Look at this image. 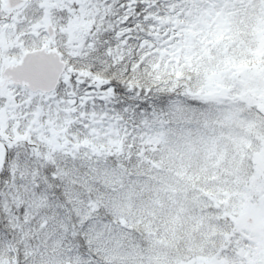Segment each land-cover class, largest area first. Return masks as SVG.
Listing matches in <instances>:
<instances>
[{"label":"clouds","instance_id":"obj_1","mask_svg":"<svg viewBox=\"0 0 264 264\" xmlns=\"http://www.w3.org/2000/svg\"><path fill=\"white\" fill-rule=\"evenodd\" d=\"M81 7L83 12L77 10L57 25L67 29L72 22L76 30L50 32L61 56L58 83L47 89L18 74L25 47L31 45L17 46L18 51L11 53L5 45L0 54L4 78L0 95L7 97L4 110L16 111L14 95L29 98L33 112L47 115L53 126L60 121L63 127L70 114H62L68 107L62 101L70 90H82L77 81L96 84L100 76L126 86L130 80L134 88L150 92H144L142 104L132 98L134 91L115 93L120 107L115 118H108L107 128L79 133L66 152L58 153V161L71 167L70 175L52 182L57 187L25 191L23 182L9 185L4 175L14 212L35 219L5 225L0 251L9 264H89L90 260L193 264L201 257H212L217 264L225 259L233 264L246 261L249 245L242 240L244 225L232 217L238 216L241 194L253 204L264 203V193L254 187L264 183V171H257L258 158L264 155V0H176L175 15L169 12L172 22L159 24L157 33H150L153 39L148 43L157 50L128 75L121 72L125 53L119 33L110 32L112 21L105 19L117 9L87 3ZM105 34L116 44L110 54L101 51ZM141 54L129 52L126 61L137 63ZM13 63L15 73L9 70ZM90 119L97 122L96 117ZM142 133V139L148 134L157 138L156 151L150 155L159 167L139 158L131 168L122 169L121 149L126 148L128 136L135 140ZM96 160L107 164L98 166L105 171L93 174L88 169L97 166ZM73 170L81 178L90 177L91 194L70 182ZM169 188L175 189L169 205L173 211L160 213L153 227L146 228L140 209ZM176 208L184 211L176 213ZM89 212L93 217L131 222L135 246L128 241L108 244L98 254L94 238L85 236L91 221L80 223Z\"/></svg>","mask_w":264,"mask_h":264},{"label":"rangeland","instance_id":"obj_2","mask_svg":"<svg viewBox=\"0 0 264 264\" xmlns=\"http://www.w3.org/2000/svg\"><path fill=\"white\" fill-rule=\"evenodd\" d=\"M108 0H36L32 5L28 6L21 14L14 16L12 18L10 13H3L4 7L1 8L2 21L0 26V44L2 53L4 51L5 45L8 46V52L18 51V47H25V45H31V47H25L24 54L28 51L35 50V48L41 47L47 44L50 49H58L55 46V37H51L48 33V26L53 25L56 31L66 30L72 32L77 29V25L68 22L67 29L58 28L57 25H62L66 21L62 17V12L65 9L70 10H80L84 9L81 7L82 4H97L104 5L106 8V2ZM176 0H162L160 2L161 9H157L158 13L153 17V22L150 24V31H146L143 34V47L152 55L155 52L156 46L154 44H149L152 41L153 35L157 33V26L159 24H169L172 22V15H175V10L172 9L173 3ZM23 8V7H22ZM21 9V8H20ZM172 15H169V12ZM0 15V17H1ZM109 18V16H106ZM163 35V33H159ZM167 38V37H165ZM14 64V63H13ZM2 73V70H0ZM66 79V78H65ZM81 84L82 90H70V93L64 97L62 101L63 105H68V107H63L62 114H70V119L67 121V125L60 127V121H57V126H53V120L49 119L47 115H41L39 113L33 112L32 110V100L29 98L22 99L20 96H15L13 107L16 111L4 110V104L7 97L0 95V169L5 165V159L10 153V150L15 146L18 141L31 138L36 143L40 145L43 151H46L48 155L58 156V153L66 152L67 148L71 147L72 143L75 142V138L79 133L87 132L90 128H97L101 131L107 128V117L101 113L93 104L94 98H96V92L94 90V84L91 82L84 84L83 81H77ZM4 86L3 75L0 74V89ZM45 99H48L45 97ZM92 101V102H91ZM51 107L55 108V104ZM264 108V105H261ZM59 111V110H58ZM90 117H96L97 122H93ZM103 117V119H100ZM44 122H47V127H44ZM82 138V137H81ZM64 145L63 149H58L55 145ZM46 149V150H45ZM98 160H96V164ZM100 164H102L100 162ZM19 171H16V178L14 183L11 185H16L17 181H21L24 184L25 191L33 190V176L26 170L27 168L23 165H19ZM104 171V169H103ZM258 172L264 171V155L258 158ZM81 179V177H79ZM256 180V177H253ZM254 187L258 193H264V183L254 184ZM174 188L162 190L157 197H155V202L151 207L150 214L147 216L151 219L153 223L160 213L166 211H173L169 207L171 204L170 196L171 192H174ZM6 204L8 208L12 209V204L10 203L12 197L11 194H6ZM179 208L174 209L176 213H179ZM236 216V215H234ZM236 221L243 222V236L242 240L244 244L249 245V233H255L256 236H264V203L259 205L251 203V198L246 194H241V202L238 209V216L234 217ZM250 218L253 219L250 222ZM85 221H91L88 232L91 237L94 238L99 251L105 250L108 244H113L120 246L124 241H128L132 244L127 236L129 235L127 229V222L125 220L120 223L115 222H101L94 218L89 212L82 216ZM20 222V221H19ZM28 224V223H24ZM1 232V231H0ZM240 236V233L236 234ZM256 236L251 237L255 239ZM240 243V241H237ZM133 246H135L133 244ZM264 251V250H262ZM263 257L258 255L257 260ZM253 260V257L247 252L246 261H242L241 264H249ZM93 262V263H92ZM209 262H216L212 257H201L199 261H193V264H209ZM224 264H233L232 261L227 259L223 260ZM0 264H9V261L5 258V253L0 251ZM89 264H96L94 261L90 260Z\"/></svg>","mask_w":264,"mask_h":264},{"label":"trees","instance_id":"obj_3","mask_svg":"<svg viewBox=\"0 0 264 264\" xmlns=\"http://www.w3.org/2000/svg\"><path fill=\"white\" fill-rule=\"evenodd\" d=\"M162 0H108L106 4V8L111 5L113 8L117 9V11L112 14L109 18L112 21V28L109 29L113 34L119 33V41L121 50L125 53V56H122L121 59L125 61L124 68L121 69V72L124 75H128V73L135 72L137 67H143L142 61L150 56L149 52L143 47V34L146 31H150V24L153 22V17L158 13V10L161 9L160 2ZM3 7V0H0V11ZM158 9V10H157ZM80 11V10H79ZM76 10L65 9V12H62V17L66 21V17L69 14H73ZM81 12V11H80ZM127 17V20H124L123 17ZM72 23V22H71ZM95 30V29H93ZM104 45L103 49H106L109 54L111 49L116 47L114 41H110L107 39V34H105V38L102 40ZM129 45H132L133 48H129ZM131 52L133 56L136 53H142L137 56V63H131L126 61V55ZM98 83L94 84V90L96 92V98L93 100L94 106L103 113L108 119L109 117H116V108L120 107V103L114 100L115 91L107 89L104 85L111 80L104 79L103 77L97 76L95 78ZM101 81L104 82V85L101 84ZM129 87L134 88L132 82L128 81ZM135 96L133 99H137L140 103H143L144 92L149 91L148 89H142L140 87H135ZM132 92V91H129ZM92 102V101H91ZM127 107V106H125ZM151 111V110H150ZM144 134L138 136L133 139L132 136H128L127 138V146L126 148H122V152L124 154V158L121 162V168H131L134 164L137 163L139 158H144L145 162L154 167H159L156 164L155 160L152 159L150 153L156 151V145L158 144L157 138L148 134L147 138H143ZM46 150V149H45ZM11 160L10 162H6L5 165L0 169V231L3 232L5 230V225H11L12 221L15 220L17 222L22 221L23 223L34 222V215H18L14 212V206L10 210L6 204V190L4 188V184L2 182L4 175L6 174L9 177L8 184L11 185L14 183V180L17 175L16 171H19V165L25 166L27 171L33 176V190L41 189L42 187L47 186V188L52 189L57 187L56 184H53V181H58L64 175H70L69 165L66 161H58V156H51L43 151L38 143H36L31 138H27L25 140H20L18 143L12 147L10 150ZM7 158V157H6ZM72 159L69 156V160ZM107 164L106 160H98L97 166H90L88 169L91 173H96L98 171H103L102 168L98 167L100 164ZM105 171V170H104ZM71 183L79 185L85 192L91 194L93 191L90 186L89 176H84L79 179L80 173L73 170ZM55 176V179L52 177ZM67 195V193H65ZM102 195V194H101ZM77 197H72L70 199H75ZM155 202V198L143 206L140 209V217L142 224L146 228L153 227V223L151 219L147 216L150 214L151 207ZM58 207L63 208V205H59ZM67 211V210H66ZM179 213L184 211L183 208L178 209ZM21 214L23 213V209H20ZM91 213V212H90ZM77 215H80L79 211H77ZM236 216H233L232 219L234 221ZM94 218L98 219L101 222H120L122 223L123 218H114L111 216H101L97 215ZM127 222V229L129 235L127 236L128 240L134 244L135 237L132 235L133 224L129 221ZM81 225L85 222L83 219L80 221ZM211 227V226H210ZM75 231L73 235H75ZM237 234V233H236ZM90 233H85L86 238L89 237ZM91 236V235H90ZM89 245L93 243V239L88 240ZM95 251L99 254L101 251L95 249ZM200 260V259H199ZM194 260V261H199ZM94 261V260H92ZM95 262V261H94ZM93 263V262H92ZM96 263V262H95Z\"/></svg>","mask_w":264,"mask_h":264},{"label":"water","instance_id":"obj_4","mask_svg":"<svg viewBox=\"0 0 264 264\" xmlns=\"http://www.w3.org/2000/svg\"><path fill=\"white\" fill-rule=\"evenodd\" d=\"M26 3L27 0H6V8L18 10L24 7ZM54 29L55 28L53 25L48 26L49 35L50 32H52ZM60 56H61V52L58 51L57 49H48L45 47L28 51L24 54V59H22L19 62L22 70L18 74L25 76L27 79L32 81L38 87L42 89H47L49 86L58 83L57 73L59 71L58 65H59ZM38 66L41 69L47 66H54L56 70L53 72L41 71L37 73L35 69ZM16 67L17 65L15 63L11 64L9 65V70L15 73ZM12 78L14 77L12 76L9 77V79ZM252 221L253 219L250 218V222Z\"/></svg>","mask_w":264,"mask_h":264},{"label":"snow or ice","instance_id":"obj_5","mask_svg":"<svg viewBox=\"0 0 264 264\" xmlns=\"http://www.w3.org/2000/svg\"><path fill=\"white\" fill-rule=\"evenodd\" d=\"M124 20H127V17H123ZM48 45L45 44V48H47ZM106 49H101V51H105ZM55 67L54 66H47L43 69H41L39 66L35 69V71L37 73L41 72V71H47V72H53L55 71ZM101 84L104 85V82L101 81ZM107 89L109 90H114L116 93H120V94H126L129 91H135L134 88H130L129 84H127L126 86H122L119 82L115 81V80H111L107 83V85H104ZM11 160V154L9 153L7 158H6V162H10ZM52 179H55V176L52 177ZM256 236L255 233H249V255L251 257H253V260L249 262V264H264V258L257 260L256 257L258 255L264 257V236H256L255 239H251V237ZM209 264H217V262H209ZM219 264H224V262H219Z\"/></svg>","mask_w":264,"mask_h":264},{"label":"flooded vegetation","instance_id":"obj_6","mask_svg":"<svg viewBox=\"0 0 264 264\" xmlns=\"http://www.w3.org/2000/svg\"><path fill=\"white\" fill-rule=\"evenodd\" d=\"M36 0H27V3L25 4V6L21 9H18V10H14V9H7L6 8V0H3V7H4V10H3V13L6 12V13H10L11 14V17H14V16H17L18 14H21L23 10H25L28 6L32 5ZM2 14V12L0 11V15ZM2 16L0 17V26H1V21H2ZM45 45H42L41 47H38V48H35L36 49H39V48H44ZM1 44H0V54H2V49H1ZM48 49H50V47L48 46L47 47Z\"/></svg>","mask_w":264,"mask_h":264}]
</instances>
